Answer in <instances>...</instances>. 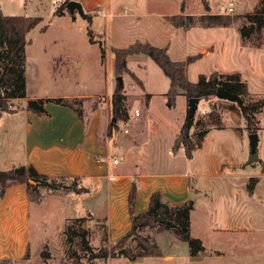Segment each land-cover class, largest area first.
Returning <instances> with one entry per match:
<instances>
[{"label":"rangeland","instance_id":"1","mask_svg":"<svg viewBox=\"0 0 264 264\" xmlns=\"http://www.w3.org/2000/svg\"><path fill=\"white\" fill-rule=\"evenodd\" d=\"M25 1L12 3L23 7ZM53 1L27 0L24 14L42 20L27 35V96L16 100V106L26 105L35 95L87 96L81 98L84 118H91L96 108L102 110L104 134L112 120L110 98L118 76L112 47L124 48L137 40L167 46L170 57L179 61L201 53L207 57L210 47L203 46L198 53L199 46L213 43L208 58L200 56L188 65L189 79L197 81L200 74L213 71L240 72L251 98H264V29L258 32L250 18L263 13L264 0H207L210 12L230 16L231 21L227 26L190 29L176 27L169 16L206 13L203 0H109L108 7L87 13V17L71 13L68 8L58 13L65 0H57L62 2L60 6ZM230 2L234 4L233 13L225 11ZM243 26L250 27L248 37L240 32ZM100 42L105 45L104 57ZM127 61L129 72L121 76V81L130 121L122 127L118 124L113 132L119 137L114 144L131 153H117L121 162L112 171L116 180H91L90 193L83 195L41 187V201L31 198L38 209L29 219L21 220L20 216L19 221L11 219L7 226V213L0 209V264H131L122 255L91 260V252L84 249L76 234L82 225L95 253L120 240L131 225L125 182L131 180L127 176L133 169L143 176L137 182V187L142 182L138 211L143 208L145 191L150 189H161L170 201L193 200L191 236L200 238L205 250L198 256L189 255L185 264H264V107L255 118L260 161L249 163L250 131L244 117L230 110L237 103L217 96L201 99L196 119L207 121L215 103L225 128L210 125L202 147L189 159L183 148L173 149L178 137L182 140L180 128L189 109L186 96L180 94L176 106L169 108L164 92L170 80L159 65L143 53L129 55ZM149 93H153L152 97ZM20 108L4 113L0 120V169L18 166L15 160L22 156L24 114ZM129 131L136 140L128 142ZM8 155L14 157L12 163L6 161H11ZM253 176H258V182L250 193ZM78 218L82 220L77 222ZM107 223H111L110 230ZM142 233L153 237L162 251L187 256L188 244L173 232L154 226ZM131 244L134 246V241ZM11 247L13 251H24L25 257L12 260L10 251H6ZM199 256L202 258L197 259Z\"/></svg>","mask_w":264,"mask_h":264},{"label":"trees","instance_id":"2","mask_svg":"<svg viewBox=\"0 0 264 264\" xmlns=\"http://www.w3.org/2000/svg\"><path fill=\"white\" fill-rule=\"evenodd\" d=\"M68 1L70 0H65L61 4L60 9L57 11L58 13H62L67 8ZM203 1L206 6V13L193 15L182 12L169 16L173 25L190 29L195 26L212 28L229 24L232 17L210 12V5L207 0ZM250 18L256 23V29L261 33L264 29V11ZM41 20L42 18L38 16L5 14L0 2V117L5 112L16 111L20 106H16L15 101L24 99L27 96L25 76L27 35ZM249 29V26H243L240 29L243 37L249 36V31H247ZM91 41L94 42L95 39L91 37ZM100 45L104 57L105 45L103 42H100ZM112 50L115 56V73L118 76L110 98L112 120L108 126L109 134L118 126L119 122H127L130 119L124 83L120 81L119 77L125 72H129L127 65L128 56L138 53L147 54L151 57L169 78L170 86L165 93L166 105L169 108L176 106L177 97L180 94H184L187 100L194 97L209 99L212 96H217L218 90L222 88L235 95L234 99L224 98L237 103L238 106L232 105L230 110L244 117L246 127L250 132L257 130L255 124L256 113L263 109L264 98L259 100L251 98L248 84L242 79L240 72L221 73L213 71L210 74L202 73L197 81H192L188 76V65L200 57V54L188 56L183 61L173 60L166 46H156L149 41L140 40L124 48L112 47ZM47 102L70 106L81 119L86 121L81 108L83 101L77 97L71 99L65 97H33L28 99L25 108L38 115L50 117L45 108ZM210 125L216 129L225 128L221 111L215 103L211 106L207 121L202 118L196 119L195 115L190 117L187 114L180 128L182 142L180 145L175 144L174 149L182 147L186 157L189 159L193 158L194 152L202 147ZM257 182L258 176L250 178V193H253ZM14 183H25L29 196L35 198L38 202L41 201V187L53 192L65 191L76 194H86L90 191V188L82 183L80 176H49L38 172L33 164L0 169V195L4 196L7 187ZM136 192L137 184L133 182L128 194L131 228L114 245L102 246L95 253L89 245L87 230L80 225V232L76 231V234L75 230H73L74 227H72V231L80 236L84 249L91 252V260L115 255H122L131 260L142 257L163 256L162 248L155 239L142 233L147 227L154 226L159 227L160 230H169L176 234L180 240L186 242L191 256H198L205 250L203 241L198 237L191 236V211L194 208L192 199L180 204L170 205L164 202L161 193L156 191L151 195L149 201L148 210L150 209L151 213H148V210L142 213H135ZM157 215L168 219L170 222H156L154 217ZM81 220L82 218H78L77 222ZM70 229L71 225L66 229L67 235ZM69 240H71L70 236ZM131 241H134V246Z\"/></svg>","mask_w":264,"mask_h":264},{"label":"crops","instance_id":"3","mask_svg":"<svg viewBox=\"0 0 264 264\" xmlns=\"http://www.w3.org/2000/svg\"><path fill=\"white\" fill-rule=\"evenodd\" d=\"M80 1L83 4V7L87 13L95 12L101 8L108 7L110 5L109 0H80ZM0 2L3 12L8 15L24 14L25 7L27 4V0L23 4V7L19 4L12 3V0H6L5 4L3 0H0ZM203 46L210 47L209 55L207 57L201 53ZM213 47L214 44L210 42L205 45H200L198 49V53H201L200 54L201 56L208 58L210 54L213 52ZM222 73H227V72H222ZM166 92H164V95ZM148 95L149 97L150 96L152 97L153 93H149ZM31 97H40V96L35 95ZM44 97H65L69 99L75 97L87 98V96H82V95H73V96L52 95V96H44ZM45 108L47 112L50 114V117L38 115L31 110H27L25 108V105H22V107L20 108L22 109V112L24 114L23 115L24 127H23V135L21 142L22 156L20 159L15 160L14 157L8 155L9 157H11V161L6 160L7 162L12 163V161L15 160L18 163V166L33 164L38 172L53 177L80 176L82 183L90 188L88 184L89 181L94 180L98 183L100 180L107 177H109L110 179V175H114L112 173L115 166L113 159L118 158L119 163L121 162L117 154L118 152L123 155L124 154L126 155L127 153H128L127 155H130L131 153L130 149H128L129 152H127L123 146L121 147L118 144H114L117 143L119 137H117L113 131L111 134H109L108 132L109 125H107L105 133L104 134L101 133L102 110H99V108H96L93 116L89 119H86V121L81 119L79 115L75 112V110L70 106L56 104L54 102H47ZM14 112L15 111L5 112V113H14ZM186 115L184 114L185 118ZM3 116L4 113L0 117V120L2 119ZM124 123L125 122L123 123L119 122V126H121V124ZM100 135H102V137ZM127 138H128L127 139L128 142L130 140L137 139V138L134 139V136L130 131L127 132ZM135 147L136 144H134L133 149H131L132 152L135 150ZM173 149H174V144H173ZM169 152L171 153V151ZM9 165L10 164H6L5 167L6 168L9 167ZM134 171H135L134 169L133 171H130V175L127 176V177H131L129 183L125 182L127 183L126 187L128 194L131 189L132 183L135 182L137 184V182L141 180L140 175L141 177H143L142 174L134 173ZM141 183H138V187H137V191L139 192H137V198L135 202V213H142L148 210L150 197L156 191H159L161 193L162 200L170 205H176L183 202V201L182 202L170 201L165 196V194L162 192L161 189L160 190L150 189L148 191H145L144 193L145 200H143L144 202H142L143 208L141 209V211H138L137 204L140 198V191H142L140 187ZM119 186L121 185L118 184V187ZM68 193L70 192H67L66 194ZM88 193H90V191ZM128 194H127V204H128ZM78 195H83V194H78ZM108 195L110 196V192H108ZM0 209H2L1 212L3 214L4 211H6L7 213L6 216L4 217V219H6L5 224L7 226V224L10 222L11 219L12 220L15 219L16 221H19L20 216H21V220L29 219L30 214H32L35 210H37L38 207H36V205L32 203L31 197L29 196V193L27 191L26 184L14 183L11 184L9 187H7L4 196L0 195ZM91 214L97 219H100L92 212ZM130 219H131V215H130ZM106 225L110 230L111 223L110 224L107 223ZM15 227H19L18 224H16ZM13 249L14 247H11L10 249L8 248L6 250V251H10L9 255L12 260L13 259L17 260L21 257L22 258L25 257L24 251H21L20 253L19 251H13ZM163 254L164 255L161 257H144V258L142 257L136 260L130 259V261L131 264H185L184 261L185 258L186 259L188 258L187 261L190 260L189 251L187 253V256L184 254L178 255L177 253H173V252L167 253L164 252V250H163ZM180 257L183 258V260L179 259ZM201 258H202L201 256H199V258L197 257V259H201Z\"/></svg>","mask_w":264,"mask_h":264},{"label":"water","instance_id":"4","mask_svg":"<svg viewBox=\"0 0 264 264\" xmlns=\"http://www.w3.org/2000/svg\"><path fill=\"white\" fill-rule=\"evenodd\" d=\"M67 8L71 13H75V12H79L81 15H83L84 17H87L88 14L85 11L83 4L81 3V1L79 0H70L67 2ZM120 81H121V77H119ZM217 97L219 98H227V99H234L235 95H233L232 93H230L228 90L222 89L220 88L217 92ZM200 98L194 97V98H190L188 100L189 103V110H188V115L191 117L193 115H195L197 109H198V105L200 102ZM250 155L248 158V162L252 163V162H256V161H260V156L258 154V144H259V134L254 131V132H250ZM181 137H178V144H181ZM148 213H151V210H148ZM154 220L156 222H170L168 219L162 217V216H155Z\"/></svg>","mask_w":264,"mask_h":264},{"label":"built area","instance_id":"5","mask_svg":"<svg viewBox=\"0 0 264 264\" xmlns=\"http://www.w3.org/2000/svg\"><path fill=\"white\" fill-rule=\"evenodd\" d=\"M62 3V2H61ZM60 2H58L57 0H54L53 1V4L55 5V6H60V4H61ZM227 13H233L234 12V4H233V2H230L229 3V5H228V7L226 8V10H225ZM135 114L136 115H138L139 114V111L138 110H136L135 111ZM113 162L116 164V163H119V159L118 158H114L113 159ZM116 178V176L115 175H110V179L111 180H114ZM101 264H104V262H102Z\"/></svg>","mask_w":264,"mask_h":264}]
</instances>
